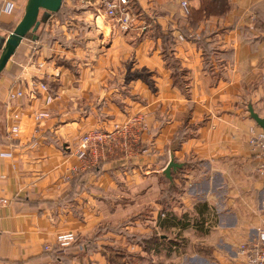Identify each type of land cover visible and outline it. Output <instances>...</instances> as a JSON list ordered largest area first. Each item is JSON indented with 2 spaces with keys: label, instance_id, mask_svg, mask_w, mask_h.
Instances as JSON below:
<instances>
[{
  "label": "crops",
  "instance_id": "obj_1",
  "mask_svg": "<svg viewBox=\"0 0 264 264\" xmlns=\"http://www.w3.org/2000/svg\"><path fill=\"white\" fill-rule=\"evenodd\" d=\"M75 1L63 5L72 22L51 17L0 74V264H110L104 248L124 255L92 229L137 205L155 221V244L134 251L142 264L258 260L264 155L250 141L264 131V0H129L127 33ZM26 2L0 0V50ZM40 84L48 106L32 95ZM90 131L108 139L84 151ZM137 224L128 230L149 231ZM61 233L81 239L56 256Z\"/></svg>",
  "mask_w": 264,
  "mask_h": 264
},
{
  "label": "rangeland",
  "instance_id": "obj_2",
  "mask_svg": "<svg viewBox=\"0 0 264 264\" xmlns=\"http://www.w3.org/2000/svg\"><path fill=\"white\" fill-rule=\"evenodd\" d=\"M65 2V1H64ZM77 2V3H76ZM76 4H78V1L74 2ZM64 5V4H63ZM79 6V8H82V6L80 5V3L77 5V7ZM77 7H75V12ZM66 9L63 7V11L60 15H55L56 18H58L61 22L62 21H70L71 22L75 19L74 14L72 13H66ZM73 16V18H72ZM56 37V36H55ZM58 37V36H57ZM43 64H40L39 66H43ZM166 195H171V199H172V194H171V190L168 189L167 187L164 188V194L161 197V200L166 196ZM169 198L165 197V200L162 204L163 209H166L168 206L171 205L172 201ZM127 202H131L133 201V199L131 200H126ZM155 213V211H154ZM154 215L151 214V209L148 208V206H140L136 207V211L134 213H131L130 216H127L126 219H122V220H111V221H107L105 223H101L100 227H95L94 230L92 229V232L97 233V229H99L101 232H106L108 231L109 236H105L106 238H102L106 243L112 244L113 246V250H117L119 253L123 254L124 257H122L121 259L114 253V252H110L107 249L104 248L105 252H107V254H109V256L112 258V261H109L110 264H142L140 261L138 262V259H140L137 255L136 252L137 249H143L144 247H149L151 245H154V241H155V233L154 231H152V225H155V221L154 220ZM129 222L133 223V224H137L138 222L142 224H144L146 227H148V232L144 233V234H140L139 231H130L128 230V224ZM127 224V226H124V224ZM138 226V224L136 225ZM127 228V229H126ZM138 228V227H136ZM63 234H72L74 236L73 240L69 241L68 244L63 245L58 237L60 235ZM60 235H58L57 237V242L59 244V248L53 250L51 247L48 246V250L49 251H53L55 252L56 256H63L64 255V251L66 250V248L68 246H72L73 244H75L76 242L80 241V237L77 239V237L75 236L74 233H61ZM106 254V253H105ZM150 255H152L153 253H149ZM154 256V254H153ZM146 263V260L144 261L143 264Z\"/></svg>",
  "mask_w": 264,
  "mask_h": 264
},
{
  "label": "built area",
  "instance_id": "obj_3",
  "mask_svg": "<svg viewBox=\"0 0 264 264\" xmlns=\"http://www.w3.org/2000/svg\"><path fill=\"white\" fill-rule=\"evenodd\" d=\"M80 3L82 8H98L100 16H103L107 19H112L115 21L116 26L122 33H127L129 27L132 22V17L128 8L129 0H76ZM78 3V4H79ZM183 8L185 12L189 13L188 3L183 2ZM183 39V37H181ZM43 93L46 95V105H50L54 101V96L50 94L49 87L46 84H40L37 89L35 88L32 91L33 97L36 96V93ZM25 96L23 92H17L12 95V99L22 98ZM21 112L14 111L10 114L11 125L9 128L10 135L18 136L20 133V120H21ZM50 117V113L43 111L37 114V120H44ZM118 128V127H117ZM108 139V136L98 132V131H90L86 133L81 141L82 147L84 151L88 147V145L100 143L103 144L105 140ZM251 146L260 149V151L264 155V131L256 136H253L250 141ZM81 151L79 153V157L83 158L85 156V152ZM261 172L264 175V167L261 168ZM7 204V201L0 199V209ZM74 236L72 234H63L58 237L59 241L66 245L69 241L73 240ZM258 245L262 247L261 256L258 260H251L249 264H264V231L259 234V243ZM245 246L242 247V252L245 253Z\"/></svg>",
  "mask_w": 264,
  "mask_h": 264
},
{
  "label": "water",
  "instance_id": "obj_4",
  "mask_svg": "<svg viewBox=\"0 0 264 264\" xmlns=\"http://www.w3.org/2000/svg\"><path fill=\"white\" fill-rule=\"evenodd\" d=\"M65 0H27L24 15L14 30L7 37L4 46L0 50V74L5 70L8 62L15 55L21 43L30 35L39 34L41 28L55 14H58ZM254 119L264 127V121L254 116ZM179 165L171 160L164 174L168 178L172 176V170Z\"/></svg>",
  "mask_w": 264,
  "mask_h": 264
},
{
  "label": "trees",
  "instance_id": "obj_5",
  "mask_svg": "<svg viewBox=\"0 0 264 264\" xmlns=\"http://www.w3.org/2000/svg\"><path fill=\"white\" fill-rule=\"evenodd\" d=\"M62 11H63V7H62L61 11H60L58 14H55V15H57V16L60 15V14L62 13ZM55 15H53V16H55ZM53 16H52V17H53ZM50 19H51V18H50ZM50 19H49V20H50ZM49 20H48V21H49ZM47 23H48V22H47ZM47 23H46V24H47ZM46 24H44L43 28H41V31L39 32V34L37 33V34H34V35H42V34L44 33L43 31H44V29H45ZM153 243L155 244V241H154Z\"/></svg>",
  "mask_w": 264,
  "mask_h": 264
}]
</instances>
